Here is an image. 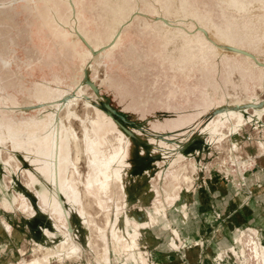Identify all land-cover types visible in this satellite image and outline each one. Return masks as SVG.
Returning a JSON list of instances; mask_svg holds the SVG:
<instances>
[{
	"label": "rangeland",
	"instance_id": "obj_1",
	"mask_svg": "<svg viewBox=\"0 0 264 264\" xmlns=\"http://www.w3.org/2000/svg\"><path fill=\"white\" fill-rule=\"evenodd\" d=\"M76 2V0H0V84L6 87L7 91L16 93L18 102L22 104L34 102L35 89L39 84L44 85V76L51 79L55 73L61 76L68 75L64 79V84L72 86L69 76L71 70L74 71V66L77 64L81 72L88 63L89 46L84 44L80 49L82 51L80 58L79 44L75 47L73 32L75 29L79 30V27L74 15L67 32V36H72L73 39H62L64 42L62 51L56 49L49 59L55 62L54 66H46L44 69L38 67L34 71H29L26 66V62L42 63L39 61L33 39L28 37L27 24L32 22L40 27L44 21L36 12L29 10L33 9L35 4L62 3L67 5L62 7L61 12L64 13L67 8L73 9ZM148 2L154 4V0ZM163 4V9L158 4L160 18L146 11L129 13L130 11L126 10L127 0H108L103 4L97 2V5L91 8L94 13L93 26L103 37L107 30L113 27L110 25L114 23L116 17L115 8L117 15H121L123 20H117L116 27L123 28L125 22L131 24L127 27L126 39L122 37L119 39L120 35L111 48L114 52L112 68H107L103 61L92 60V68L89 71V76L94 80L93 85L101 88L100 94L118 114L124 117L123 123L118 121L120 128L127 133L122 127L125 126L131 132V134L127 133L132 142L128 156L130 165H127L128 170L122 176L123 180L119 181L123 188L121 192L119 188L118 193L114 190L112 191L115 192L114 194L110 192V195L107 193L102 196L103 198L101 197V193L98 192L100 189L98 190L99 187L94 182L97 168L101 167L98 163H92L89 180L93 185L89 186V181H85L86 186H83L94 194L99 210L104 216L106 214L105 219L108 218L104 222L107 227L104 224L106 229L102 230L106 241L103 247H106L108 252L97 259L94 254L96 251L93 250L96 245L94 244L93 249H90L88 247L90 245L85 243L86 238L90 237L89 227L92 224L87 225L89 220L84 223L74 210V208L82 210L85 204L82 203L84 192L79 188L78 198H70L64 191L70 172V158L73 157V145L67 142L66 123L69 121V124L71 123L75 128L79 126L80 129H76L81 132V127L83 128L85 120L90 116L87 109L90 112L92 108L84 104L85 98L92 93L94 86L85 82L82 87L83 95L78 92L79 96L73 99L81 103L79 105L82 107H79L82 109L81 113L75 110L76 105L73 101L74 106L72 105L69 110L64 107L65 115L62 117L64 121L62 130L65 132L66 141L62 147V156L59 158L58 189L68 209H73L71 226L62 228L53 226L55 236L46 238L43 242L52 245L58 239L64 238L69 232L67 230L72 231L69 232L72 241L71 239L69 240L71 243L67 241V248L61 252L63 261L60 264H145L146 262V264H155L148 251L150 248L144 241L145 237L150 235L157 237L162 234L159 236L162 240L165 239L162 238L164 234H168L173 247L176 246L173 239L178 240L180 245V235L189 225L187 222L190 215L189 204L192 203L191 196L197 195V191L194 192L197 189L195 187L200 183L203 184L208 174L213 178L216 175L222 176L225 182L233 184L237 191L249 197V201H258V197H264V146L259 144V141H264V111H256L250 106L249 111L245 113L247 118L250 114L254 116V121L249 120L244 123L246 128H250L251 131L248 128L247 130L252 135L247 141L250 134L236 124L235 116L221 120V115H216V110L212 108L225 103L226 97L230 94L235 96L246 94L250 99L256 97L264 102V0H163ZM138 5L147 8L143 2H138ZM46 13L52 14L49 11ZM129 14L134 17L132 20L129 19ZM56 20L59 21V18L57 17ZM56 20L52 18L48 22L56 24ZM202 28L214 32L219 39L249 49L255 58L244 55L234 56L227 52L219 53L216 45ZM46 36L47 39H55L49 31H46ZM56 39L60 42L59 38ZM108 55L105 51L103 57ZM3 61H12L13 65L6 67ZM107 72L112 76L111 81L107 80ZM210 86L215 90L212 94L209 91ZM220 89L223 92L221 95H219ZM185 113L194 117L193 123L182 122L184 117L180 114ZM2 115L5 119H9L7 115ZM54 118V110H49V121H54ZM176 119L177 121H172ZM69 124L67 123V126ZM28 127L30 135L26 145L21 136L14 139L21 143L19 145L18 142L15 143L7 137V132L0 128V214L7 211L21 218L23 217L21 211L27 209L29 203H33L36 208L37 199L24 185L21 168H28L36 179H40L36 182L38 190L44 191L49 187L44 178L51 175L48 164L51 149L38 144L49 135L36 129L33 123ZM15 128L16 126H10L13 131L16 130ZM191 129H193L192 136H190ZM231 130L238 132L231 133ZM235 142L240 146L239 149L233 150ZM1 144L5 146L1 147ZM107 146L108 143L103 144V147ZM96 151L101 150L96 149ZM97 155L96 153L95 156ZM13 158L18 160L14 165L11 164ZM19 161L20 169L16 171V164L18 165ZM80 164L81 167L83 164H88V161L86 163L85 159V163ZM184 164L193 167L191 168L193 172L190 170L189 174L192 173L190 175L196 180L186 177L190 182L187 183V180L182 182L184 176L179 171H182ZM112 166L121 169L117 163ZM243 167L248 169L245 174L242 173L245 170ZM258 170L263 174L256 182L258 185H246V178L243 179V176L246 177V174L256 173ZM178 173L182 175L181 179ZM3 188L6 189L7 195ZM120 193H123V196ZM22 194L29 199L21 197ZM8 196L10 199L7 198ZM76 199H79V202H76ZM9 200L17 203L16 212ZM51 202L55 208L61 210L55 197ZM259 203L264 208V198H261ZM85 205L88 209L92 206ZM156 206L157 208H154ZM36 209L38 211V208ZM89 211L92 213V210ZM81 212L80 215L83 213ZM88 212L86 215H90ZM101 212L95 213L100 215ZM38 213L41 217L42 213L40 211ZM137 214H140L141 218H138ZM98 219L101 221V218ZM92 222L90 218V223ZM94 224L92 233L97 227H94ZM102 225L103 223L100 226ZM117 231L122 232L125 240L128 236L135 237L137 247H125L127 242L116 235ZM72 233L76 236L74 237ZM114 240L118 241V250L114 246ZM27 242L29 243V240ZM71 244L81 249L77 254L80 257L70 254ZM20 247H22L21 243ZM57 263L59 264V262L54 264ZM214 263L264 264V229H260L255 224L239 228L232 246L218 254Z\"/></svg>",
	"mask_w": 264,
	"mask_h": 264
},
{
	"label": "bare ground",
	"instance_id": "obj_2",
	"mask_svg": "<svg viewBox=\"0 0 264 264\" xmlns=\"http://www.w3.org/2000/svg\"><path fill=\"white\" fill-rule=\"evenodd\" d=\"M202 30L206 33V35L210 38V40L216 45L219 53L223 54L227 52V53L233 54L234 56L244 55L245 57H248V58L254 57L252 53H250L252 51H250L249 49L237 46L236 44H233L227 40L219 39L214 32H211L205 28H202ZM73 34H74L75 47H78L79 35H80L79 30L75 29ZM121 34H122V27L119 26L115 34L116 39ZM80 40L87 41V39H80ZM33 42L36 46L39 61H42V63L34 62L33 64H31V62L29 63L26 62V66L30 69L29 71H34L38 67L40 69L42 68L44 69V67L46 66L53 67L54 66L53 64L55 62L49 59L53 55L54 51H56V49L59 51H62V44L64 43L62 42V39H60V42L58 41V39H33ZM88 44L90 48V53H89L90 59L88 63L84 66L81 72H79L81 68H79L77 64L74 66V71L71 70V74H69V76H71L70 84H72V86H65L64 84V79H66L68 75L61 76L59 73H55V75H53L51 79L44 76L43 77L44 85L39 84L35 89V101L31 103L22 104L16 101V96L14 95L13 92L7 91L6 87L0 84V100L2 102L0 104V128L3 131L7 132V137H10L14 141L15 138L21 136V138L24 140V145H26L29 142L30 128L28 126H30L31 123H33L36 129L42 130L45 134L47 133L49 135V136H45L43 140L38 144H41L42 147H48L51 149V154H50L51 157H49V161H48V164L50 165V168H51V175L48 176L47 180L50 182L52 186L51 196L56 198V200L58 201V204H60L61 206V210L59 208H55L53 205L50 206L45 203L42 195L40 194L39 190L35 186V179L33 178L31 171L28 168H21L22 171L20 170V172L22 174L21 173L20 174L22 175L21 177H22V181L24 185L30 191L35 193L38 203H39L38 207L42 211V213L46 214L47 220H49V222L57 224V227L61 226V228L64 226L68 227V225L71 226V222H72L71 218H72V211H73V209L69 210L68 208H66V202L64 198H62L60 190L58 189L59 178H60L59 158L62 156V150H63L62 147L64 145V141H66L65 132L64 130H62V127L64 125V121L62 117L65 115V113H63L64 111L63 109L64 107H66V110H69V108H71L72 105L74 106V102H75V105L77 106V107L75 106V110L77 109L79 113H81L80 111H82L81 109L82 107L79 106L81 105V103L76 102L73 99L79 96L78 92H80V94L83 95L82 87L85 82H88L92 85L94 84L93 83L94 80L92 79V77L89 76V71H91V68H92L91 61L92 60L97 61L99 58H102L104 52L107 50V46L95 47L91 45L90 43ZM3 62L6 67H10L11 65H13L12 61H3ZM93 86L94 88L92 89L93 90L92 93L87 98H85L84 105L89 108L92 107L93 109L90 108V112H89V109H87L88 110L87 112L90 114V116L87 120H85V124L83 128L81 127L82 129L81 132L83 133L78 131V129H80L79 126L76 127L78 128L76 129L71 123L69 124V121L68 122L66 121L69 124L67 126V123H66V129H67V134H68L67 142L69 143L71 142L73 145V148L71 147L73 149L72 150L73 157L70 158V163H71V165L69 166L70 172H69L68 178L66 179V183L64 185V191L67 192L70 198L72 197L78 198L79 191H80L79 188H81L82 192H84V194H82V198L85 200V202L83 200L82 203L92 205L91 207L95 210L94 211L89 206V209L92 210L91 211L92 213H95V212L99 213L101 212V210H99L98 203H96V197L94 196V194H92V192L87 191L86 189L83 188V186H86L85 181H89V184H88L89 186L93 185L92 184L93 182L89 180L91 169H92V163H95V164L98 163L101 165V167L97 168L98 171L94 175V182L96 183V186L99 187L98 190L100 189L98 192L101 193V197L107 193H109L110 195V192L112 193V191L114 190L117 191L119 188H120L119 191L121 192V189L123 188H121L122 183L119 181L123 180L122 176H124L125 172L128 170L127 169L128 168L127 159H128V153L130 149L132 148V142L130 140L129 135H127V133L131 134V132L128 131V129L125 126H122L124 130L127 132L125 133L118 124V121L121 123L125 121L124 117L118 114L111 107V105H109V103L105 100V98L100 94L101 88L95 85ZM209 91L212 94L215 90L210 86ZM222 93H223L222 89H220L219 95H221ZM220 98H222V96ZM226 105L228 107H226ZM250 106L254 108L256 111H260V112L264 111L263 101H260L256 97L250 99L246 96V94H243L241 96H235L233 94H230L229 96L226 97L225 103L218 104L216 106H213L212 108L216 110V115L217 114L221 115V120L225 119L226 117L235 116L236 124L242 127V130L247 131L246 133L250 134V136L247 138V141H248L251 139V136H252L250 132L251 130L250 128L247 127L250 130L248 132L244 123L245 121L247 122L249 120L251 122L254 121V116H252L253 114H250L248 118L245 116V113L249 111ZM101 107H103L105 110L102 109ZM78 108L81 110H79ZM49 110H54V116H55L54 121H49L48 119ZM2 114L7 115L9 119H5V117ZM34 123H38V124H34ZM10 126H13V127L16 126L15 128L16 130L13 131L12 129H10ZM109 129H114L115 131L109 132ZM232 132H238V131L231 130V133ZM192 133H193V130L190 136L193 135ZM241 134L243 135L244 133H241ZM14 142L15 143L18 142V144L21 145L19 141H14ZM105 143H108L109 146L103 147V144ZM259 144L264 146V141H259ZM3 145L4 144H1V147L5 146ZM239 146L240 144L235 142L233 145V150L234 148L239 149ZM96 149H99L101 151L97 152ZM96 153L98 154L97 157L95 156ZM85 159H86V163L88 161V164L86 165L83 164V166H86V167L81 166L83 168L82 169L79 166V164L83 162L85 163ZM16 161H18L16 160V158L11 159V164L13 163L14 165ZM19 163L20 161L18 162V165L16 164L17 166L16 171L20 169ZM115 163L117 164L119 163L121 165L120 167L121 169L113 167L112 165ZM191 168L193 167H190L189 165H186V164L182 166V171L181 170H180L181 172L179 171V173H181L184 176L183 177L184 180H182V182H185L187 180L188 181L187 183H189L190 179L195 178V177L193 178V176L190 175L192 173L189 174ZM179 169H181V167ZM183 172H185L186 175ZM179 173H178V177H180L181 179L182 175H180ZM187 174L189 176H187ZM186 177H189L190 179L188 180ZM194 180H196V178ZM119 191H117V193ZM114 193L115 192H113L112 194ZM120 194L122 195L123 193H120ZM83 195H85V197ZM127 195L129 196L128 192H127ZM20 196L23 197L24 199H27V200L29 199V198H26L24 195H20ZM110 198L109 200L112 199ZM116 198L117 197H115V199ZM103 200L107 201L106 199H103ZM76 202H79V199H76ZM94 202L97 205L94 204ZM10 203H12L14 212H16L18 209L17 203H15L13 200H11ZM85 204L83 207L81 206V204H79V206L82 207L81 211L83 213L80 211V209L74 208V210L83 219L82 221H84V223H86L85 221L89 220V222L87 223L88 226H91L89 224H92L93 226V223H95L94 227L97 226L95 227L97 228V230L95 231V228H94L93 233H92L93 227L92 226L89 227L91 230V233H90V237L86 238L85 243L87 245H90L88 246L90 247V249H93L95 245L97 246V247L95 246L93 249L96 252H94L93 250L92 251L94 252V254H96L97 259H98V257L102 256L104 253L107 252V248L103 247L106 244V241H105V236L102 230L106 229L107 225L104 222H106L107 221L106 219L108 218L105 219V217L107 216L106 214L104 216V213L102 212L100 215L98 213L92 214L90 213V211L88 212L89 209L88 207H86L87 205ZM93 205L96 207H94ZM79 206L77 205V207ZM95 208L96 209L98 208V209L96 210ZM154 208H157V206ZM62 209L64 210L62 211ZM86 211L88 212V214L90 213V215H86L87 214ZM80 212L82 213L81 215H80ZM21 214L23 216V219L27 221V220L37 217L38 211L31 203H29L27 206V209H25L24 211H21ZM102 217L104 218V220ZM90 218L93 221L92 223H90ZM98 218H101V221ZM95 221H98V222H95ZM99 221H100V224H99ZM46 222L48 223V221ZM102 223H103L102 225L103 227L100 226ZM104 224L106 227L104 226ZM10 225L11 224H6L7 228H10L11 227ZM43 230L46 235L53 236V233L50 231V229L44 227ZM73 230L75 231V229ZM67 231L72 232L70 229ZM69 232L66 233V236L64 238L62 237L58 239L52 245L45 244L36 238L30 239L29 243L28 242L21 243L22 247L19 248L20 257L15 261H12V262L10 261L8 264H54L56 262H59L60 264V262L63 261L61 252H63L67 248L66 243H68L67 241H69L72 238L70 235L71 233L69 234ZM72 234L74 235V233ZM116 235H119L121 239L123 238V240H125L122 232L117 231ZM75 236L76 235H74V237ZM126 240L125 242H127V246H125L126 245L125 243L124 245L125 247H129V248L137 247L136 246L137 240L135 237L128 236ZM113 242L115 243L114 246H116L118 250L119 248L118 241L114 240ZM113 242H112V245H113ZM71 249H72L70 251L71 255L79 256L77 254L80 253L79 251L80 248L76 246L75 247L72 246ZM139 254L141 255V252H139ZM141 256L143 257V255Z\"/></svg>",
	"mask_w": 264,
	"mask_h": 264
},
{
	"label": "crops",
	"instance_id": "obj_3",
	"mask_svg": "<svg viewBox=\"0 0 264 264\" xmlns=\"http://www.w3.org/2000/svg\"><path fill=\"white\" fill-rule=\"evenodd\" d=\"M76 1V5H73V9L67 8L64 13L61 12L62 7H66L67 5L62 3L35 4L33 9L29 11L36 12L38 16L43 19L44 23L40 24V27H37L36 23L32 22L27 24L29 39H47L46 31H49L55 39H73L72 36H67V32L70 29L69 27H71L75 15V21L79 27V39H87V41H79V58L82 54L80 49L84 47V44L87 46H89L88 43L93 46H107L106 51L109 54L108 57L99 58L97 61H103L107 68H112L111 61L114 60V52L111 51V48L116 39V21H123L122 16L117 15V8H115L116 17L114 23L110 25V27H113L111 29L109 28L103 37L93 26L94 13L91 11V8H94L97 2L103 4L108 0ZM138 2H143L147 8L140 7ZM158 4H160V8L163 9V0H154V4L148 2V0H127L128 9L126 10H129V13H133V11H146L152 16L160 18V8H158ZM47 11L52 12V14L46 13ZM57 17L59 21L56 20ZM52 18L57 21L56 24L48 22ZM133 18L132 14H129V19L132 20ZM129 25L131 24L125 22L119 39H121V37L122 39H126L127 27ZM106 76L107 80H112V76L108 75V72ZM14 95L16 96V101H18V95L16 93H14ZM180 116L184 117L182 122H186L187 124L194 122V117L190 114L185 113L180 114ZM172 121L175 122L177 119ZM110 131L115 130L109 129V132ZM130 152L131 149L128 156ZM64 154H66V152H64ZM127 161L128 165H130V161L128 159ZM118 165L121 166L119 163ZM257 172V174H246V185H258L256 182H258L259 176L263 174H261L260 170ZM33 178L35 179L36 186V182H39L40 179H36L34 176ZM212 178V175L208 174L205 176L204 183H200L201 181L199 180L200 184L198 183L199 185L195 187L197 189H195L194 192L197 191V195L191 196L192 203L189 204L190 215L189 221L187 222L189 225L185 232H182L180 235V245L177 242L178 240L173 239L176 243V246L173 247V242L170 241L168 234H164L162 238L165 239L162 240L159 239V236H162V234L157 235V237L151 235L145 237L144 241L150 248L148 249L147 247L150 257L155 264H215L214 260L216 256L232 246L239 228L244 225L255 224L260 229H264V208H262V204L259 203V200L264 198L263 196L258 197V201H249V197L237 191L233 184L225 182L222 176L216 175L215 178ZM44 179L49 187L44 191L39 190V192L45 203L52 206V186L47 178ZM3 191L7 195L5 188H3ZM132 195L135 196L133 193ZM34 196L36 197L35 193ZM7 198L10 199V196ZM10 201L11 200H9V202ZM38 204L37 200L36 208L42 213ZM66 208H68L67 205ZM63 210L64 209H62V211ZM137 216L141 218L139 217L141 216L140 214H137ZM46 221H48V223ZM7 223L11 224L10 226L12 227L7 228ZM53 226L57 227V224L49 222L45 213H42L41 217L38 215L33 219L25 221L23 217L20 218L16 214L4 211L0 214V264H6L8 261H13L18 258L20 254V243L24 241L26 242L27 240L30 241V239L36 238L41 242H45L46 238H53L55 236ZM44 227L52 230L53 236L46 235L43 230ZM169 235H171V233Z\"/></svg>",
	"mask_w": 264,
	"mask_h": 264
},
{
	"label": "built area",
	"instance_id": "obj_4",
	"mask_svg": "<svg viewBox=\"0 0 264 264\" xmlns=\"http://www.w3.org/2000/svg\"><path fill=\"white\" fill-rule=\"evenodd\" d=\"M243 169H245V167H243ZM248 171V169H245V170H243V174H245L246 172ZM246 177L245 176H243V179H245Z\"/></svg>",
	"mask_w": 264,
	"mask_h": 264
}]
</instances>
